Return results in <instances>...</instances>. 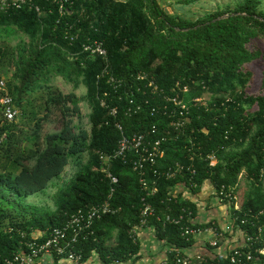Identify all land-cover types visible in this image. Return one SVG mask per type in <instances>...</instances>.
I'll return each instance as SVG.
<instances>
[{
    "label": "trees",
    "instance_id": "trees-1",
    "mask_svg": "<svg viewBox=\"0 0 264 264\" xmlns=\"http://www.w3.org/2000/svg\"><path fill=\"white\" fill-rule=\"evenodd\" d=\"M57 2H40L42 15L28 9L0 11V80H5L6 93L19 111L16 120L8 122L0 103V259L24 249L34 233L60 227L69 214L102 203L114 189L117 212L97 220L95 236L81 241L77 252L82 262L98 254L106 264H137L141 245L129 233L140 224L146 192L129 160L110 164L118 179L112 185L101 170L98 152L115 150L117 123L128 135L153 125L160 133L167 130L177 109L165 100L168 97L188 107L187 122L183 132L166 143L156 168L164 172L179 164L184 170L170 179L151 173L149 189L156 187L157 192L147 197L156 212L148 226L171 247L167 259L172 264L195 239L188 241L180 226L157 217L186 209L196 219V205L176 190L197 195L206 181L217 192L224 187L238 195L241 179H246L249 190L240 210L225 203L234 230L257 234L260 228L255 248L264 249V77L257 94L246 90L251 77L246 66L264 60V50L257 46L264 43L263 0H237L233 7L194 21L168 13L160 0H69L65 16ZM93 40L103 42L110 73L121 80L120 87L98 79L106 63L84 49ZM142 75L147 78H139ZM58 79L71 85V91H63ZM81 86L86 88L84 97L76 93ZM4 94L0 91V98ZM205 98V104L195 102ZM101 100L109 108L102 107ZM83 101L91 110L90 130L79 123ZM138 105L137 113L127 112ZM113 107L118 108L115 117ZM152 108L159 110L154 116ZM55 113L60 130L44 133L43 124ZM74 160L79 168L57 187L54 209L26 203L30 196L46 194ZM226 236L219 238V246ZM255 257L264 263L263 256ZM225 262L216 259V264Z\"/></svg>",
    "mask_w": 264,
    "mask_h": 264
},
{
    "label": "built area",
    "instance_id": "built-area-1",
    "mask_svg": "<svg viewBox=\"0 0 264 264\" xmlns=\"http://www.w3.org/2000/svg\"><path fill=\"white\" fill-rule=\"evenodd\" d=\"M43 0H0V11L9 12L11 10H24L28 9L34 11L39 15L44 14L40 2ZM69 0H58L57 4L59 7V13L61 16L66 15V8ZM86 52L91 53L104 60L105 67L98 74V79L107 78L113 87H120L122 85L121 80L117 79L110 73L108 65V52L104 44L100 40L89 41L84 45ZM139 78L146 79V75L139 76ZM149 85L155 86V90H158V86L155 80L149 79ZM0 91H4L5 94L1 97L0 103L3 108V115L8 122H13L19 115L18 109L13 103L12 97L6 93V82L0 80ZM167 102H173L177 109L174 111L175 117L171 120L170 126L167 130L160 133V129L157 125H153L149 130L142 133H135L128 135L125 133L123 126L119 123L116 124V128L119 132V139L115 150L111 153L98 152L100 159L101 170L105 174L106 178L111 180L112 185L117 184L118 179L113 176L110 172V164L123 159L129 160L131 167L134 172L139 176L140 185L146 192V196L142 198L143 208L141 210V219L139 226H135L130 231V238L134 242H138V227H148V221L150 218L156 216L155 208L153 204L147 200L148 196L154 195L157 192L156 187L149 189V175L151 173L155 177L156 175H162L170 179L176 176L177 173L182 172L184 167L177 164L176 169L167 170L161 172L157 170L156 166L158 161L165 155V145L169 140L175 138L186 126L188 107L177 98H165ZM204 99H196L195 102L203 103ZM101 105L104 108H109L105 100H101ZM141 106L129 107L128 113H137ZM168 110L167 107L164 108ZM111 115L115 117L118 113V108H110ZM159 112L156 108L151 109V114L154 116ZM166 113V111H165ZM1 143V140H0ZM212 164L215 162V158L212 157ZM195 174V171H192ZM194 186V185H193ZM189 192V189H185ZM113 191L111 190L110 195L102 202L96 205L88 206L85 208L78 209L77 211L69 214L66 221L60 227H55L49 231H38L33 234L31 240L24 244L22 249L17 254L0 259L2 264H35L39 258L44 255H52L55 257L66 258L72 262L81 263L82 255L81 252H77V246L81 241H87L89 238L95 236L94 225L97 220H100L103 216L115 213L117 210L114 208ZM215 195L222 202L228 201L230 205L234 206L236 210H240L241 205L239 204L238 195L234 192V189L226 190L224 187L219 192L215 191ZM192 211L182 209L178 215L168 214L164 218L157 217V221L163 222L164 224H172L180 226L181 234L188 241L190 238L196 240L200 233H208L210 235L209 245L213 248L219 247V238L225 233L215 222L210 221L207 223V227L195 228V219L192 218ZM189 217V224H186V218ZM244 223V221H242ZM241 231V230H240ZM242 232V231H241ZM259 233L243 234V244L231 249L229 252L220 256L221 259L226 260L224 264H264L256 261L255 254H260L264 257V249L255 248L259 238ZM217 257L206 256L204 254H196L190 256L183 253L177 255L172 261V264H216ZM114 264H121L115 262ZM160 264H171L166 258L161 261Z\"/></svg>",
    "mask_w": 264,
    "mask_h": 264
},
{
    "label": "crops",
    "instance_id": "crops-1",
    "mask_svg": "<svg viewBox=\"0 0 264 264\" xmlns=\"http://www.w3.org/2000/svg\"><path fill=\"white\" fill-rule=\"evenodd\" d=\"M216 162V160H215ZM214 162V163H215ZM176 192L183 193L185 198L191 200L197 207V217L195 222L198 224H207L210 221L215 222L225 233V241L216 248L209 245L210 235L200 233L194 245L183 251L190 256L204 254L211 257H220L243 244L244 238L240 230H234L233 220L229 213L228 205L219 200L215 195L213 185L206 181L199 194L193 195L184 189H177ZM138 240L141 245L139 261L137 264H160L167 258L171 247L164 241L157 238L155 230L152 227H138ZM35 264H106L98 254L81 263L72 262L66 258H56L52 255H44L37 260Z\"/></svg>",
    "mask_w": 264,
    "mask_h": 264
},
{
    "label": "rangeland",
    "instance_id": "rangeland-1",
    "mask_svg": "<svg viewBox=\"0 0 264 264\" xmlns=\"http://www.w3.org/2000/svg\"><path fill=\"white\" fill-rule=\"evenodd\" d=\"M178 0H160L161 5L164 9L170 13L178 15L179 17H183L189 20H196L207 13H211L217 10L224 9L229 6H234L237 0H194L190 5H182L177 3ZM263 8H264V0H263ZM257 46L264 50V43L259 42ZM248 73H250V80L248 85L246 86V90L250 94H257L260 90L262 80L264 77V60L259 59L256 60L246 66ZM57 85H59L63 91L69 92L71 91V85H64V82L61 79H58ZM76 93L80 97H84L86 94V88L81 86ZM1 99V98H0ZM209 98H205L203 102H207ZM82 107V117L80 118V125L86 129L90 130V122H89V114L91 112L89 105L83 101L81 103ZM19 120V119H18ZM17 120V121H18ZM21 129L27 130V126L20 125ZM61 128V124L59 118L57 117V113H55L51 119L43 124L44 133L56 132ZM23 130V131H24ZM87 157L84 156L82 162L85 163ZM79 164L77 161H72L69 166L66 168L65 172L61 176L60 179L54 180V186L50 187L46 194H36L34 196H30L26 199V203L30 205L44 206L50 209H54V201L53 195L55 194L57 187L62 185L64 180H68L71 178L74 173L78 170ZM249 190V184L247 183L245 178L241 179L240 190L238 194L239 204L241 205L244 200V195Z\"/></svg>",
    "mask_w": 264,
    "mask_h": 264
}]
</instances>
